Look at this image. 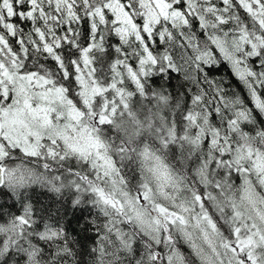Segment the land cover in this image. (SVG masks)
<instances>
[{"label":"snow or ice","instance_id":"6c2138e0","mask_svg":"<svg viewBox=\"0 0 264 264\" xmlns=\"http://www.w3.org/2000/svg\"><path fill=\"white\" fill-rule=\"evenodd\" d=\"M0 264H264V0H0Z\"/></svg>","mask_w":264,"mask_h":264},{"label":"trees","instance_id":"16d2710c","mask_svg":"<svg viewBox=\"0 0 264 264\" xmlns=\"http://www.w3.org/2000/svg\"><path fill=\"white\" fill-rule=\"evenodd\" d=\"M233 87L236 88V89H241L242 88V85H240L238 82L234 81L233 82ZM44 203H49V201L48 200H44ZM73 223H75V222H73Z\"/></svg>","mask_w":264,"mask_h":264}]
</instances>
